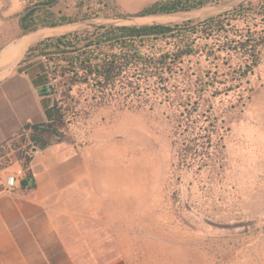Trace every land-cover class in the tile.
<instances>
[{
	"label": "rangeland",
	"instance_id": "1",
	"mask_svg": "<svg viewBox=\"0 0 264 264\" xmlns=\"http://www.w3.org/2000/svg\"><path fill=\"white\" fill-rule=\"evenodd\" d=\"M158 1L59 0L52 13L65 23L106 20L141 15ZM28 5L0 0V43L16 39L0 49V68L25 34L21 19ZM231 11L179 22V35L150 41L143 48L148 54L178 52L186 41L194 53L182 57L163 82L149 78L136 89V78H125L108 106L69 127L75 143L96 149L93 176L68 199L64 215L81 261L264 264V49L258 66L242 77L243 59L224 50L225 33L202 26ZM22 62L36 74L46 60L26 54ZM96 91L92 84L74 88L89 102ZM189 114L207 130L203 134H212V156L201 170L179 159V123ZM23 144V138L14 143L15 153L30 156Z\"/></svg>",
	"mask_w": 264,
	"mask_h": 264
},
{
	"label": "trees",
	"instance_id": "2",
	"mask_svg": "<svg viewBox=\"0 0 264 264\" xmlns=\"http://www.w3.org/2000/svg\"><path fill=\"white\" fill-rule=\"evenodd\" d=\"M28 1L30 5L26 6L21 19L24 32L34 30L38 25H57L67 21L54 19L52 10L59 0H36L35 3ZM217 1L222 0H159L140 14L188 12ZM238 21H242V27L235 24ZM202 23L210 33H225L224 50L243 59V73L240 76L246 77L252 73L260 63L264 49V0H250L231 13ZM180 26L182 24L100 27L51 36L32 46L27 58L33 59L41 55L46 60L44 68L35 75L34 83L41 95L52 96L53 105L46 110L48 122L27 124L22 129V137L28 133L30 150H43L63 142L74 143L68 133L69 127L81 118L87 119L93 109L108 106L118 93L117 84H121L125 78H136V89L141 88L138 82L149 78H157L163 82L164 76L174 70L182 57L194 53L189 41L175 53L167 51L159 55L148 54L143 48L150 41L179 35L180 32L175 31ZM89 84L97 88L91 98L95 104H91L88 99L82 101L81 94H74L75 87ZM129 87H132L131 83ZM123 94L126 97L130 95ZM191 116L189 114L184 118L185 122L179 123V128H183L181 136H184L181 137L179 159L183 164L197 166L201 170L208 166L212 156V134H203L207 130ZM207 120L209 117H206L205 121ZM16 155L27 170L31 157L24 156L23 153ZM30 180V175H27L22 181L23 186Z\"/></svg>",
	"mask_w": 264,
	"mask_h": 264
},
{
	"label": "crops",
	"instance_id": "3",
	"mask_svg": "<svg viewBox=\"0 0 264 264\" xmlns=\"http://www.w3.org/2000/svg\"><path fill=\"white\" fill-rule=\"evenodd\" d=\"M14 41L0 43V49ZM24 64L0 81V175L31 178L13 191L0 188V264H91L80 260L78 241L73 243L74 235L67 232L64 215L68 199L93 176L96 149L75 141L32 149L31 162L27 170L23 168L14 143L23 138L26 149L30 143L28 135L22 137V129L48 122L46 110L53 105L52 96L41 95L34 83L40 72L33 74Z\"/></svg>",
	"mask_w": 264,
	"mask_h": 264
},
{
	"label": "water",
	"instance_id": "4",
	"mask_svg": "<svg viewBox=\"0 0 264 264\" xmlns=\"http://www.w3.org/2000/svg\"><path fill=\"white\" fill-rule=\"evenodd\" d=\"M248 1L250 0H231L227 3H219L207 7L204 6L194 12L187 13L177 12L169 14L137 15L111 18L106 20L89 18L57 25H42L30 32H27L21 38L20 44L26 43V41L28 40V42L26 43V47L17 59L7 64L5 67L0 68V81L8 77L18 67V65L21 64V62L25 58V55L33 45L38 43L40 40H44L51 36L67 35L100 27H144L153 25L170 26L187 20L204 18L214 11L234 10L241 5L246 4ZM45 34H50V36L43 37ZM34 36L37 37L34 38ZM33 150L36 151V149Z\"/></svg>",
	"mask_w": 264,
	"mask_h": 264
},
{
	"label": "built area",
	"instance_id": "5",
	"mask_svg": "<svg viewBox=\"0 0 264 264\" xmlns=\"http://www.w3.org/2000/svg\"><path fill=\"white\" fill-rule=\"evenodd\" d=\"M27 135L28 133L25 134V136ZM27 154H30L29 151H27ZM23 180L24 179H21V177H19V175H17L16 173L9 175H0V188H2V190L4 191H13Z\"/></svg>",
	"mask_w": 264,
	"mask_h": 264
},
{
	"label": "bare ground",
	"instance_id": "6",
	"mask_svg": "<svg viewBox=\"0 0 264 264\" xmlns=\"http://www.w3.org/2000/svg\"><path fill=\"white\" fill-rule=\"evenodd\" d=\"M47 36H50V34H45L43 37H47ZM37 37V36H34V38ZM28 42V40L26 41V43ZM26 43H23V44H20V42L16 45V48H15V53L13 55V57L11 58V60L9 61V63H11L13 60L17 59L21 52L25 49L26 47ZM8 63V64H9Z\"/></svg>",
	"mask_w": 264,
	"mask_h": 264
}]
</instances>
